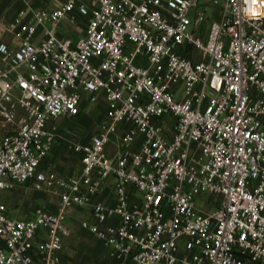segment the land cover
Returning a JSON list of instances; mask_svg holds the SVG:
<instances>
[{"label":"built area","instance_id":"2783aa9c","mask_svg":"<svg viewBox=\"0 0 264 264\" xmlns=\"http://www.w3.org/2000/svg\"><path fill=\"white\" fill-rule=\"evenodd\" d=\"M0 24L19 39L0 40V191L59 198L23 218L0 199V264H57L73 206L108 264H264V0H63ZM100 99L67 141L79 172L58 176L56 120Z\"/></svg>","mask_w":264,"mask_h":264},{"label":"crops","instance_id":"0c3cea01","mask_svg":"<svg viewBox=\"0 0 264 264\" xmlns=\"http://www.w3.org/2000/svg\"><path fill=\"white\" fill-rule=\"evenodd\" d=\"M62 2L63 0H0V21H4V23L10 22L18 10L24 7L25 4H29L34 8H54ZM80 19L83 18H79L76 23H70L66 20L61 21L56 28L58 34L75 41L84 33V26L82 33H76L78 29L76 24ZM0 40L10 48H16L19 44L18 37L12 32H5L2 24H0ZM57 127L59 131L60 126L57 125ZM59 143L60 137L55 140L50 153L43 162L44 165L54 170L58 176L77 174L80 169V160L79 156L71 150V153H73L77 160V168L73 173L71 170L64 173L58 172L57 167L59 164L56 162V157L60 149ZM114 197L113 187L105 186L94 197V200L106 199L114 202ZM0 199L6 204L8 215L15 218L31 216L38 206L55 210L59 200L56 191L35 189L32 180L16 184L11 189L1 190ZM93 221L94 218L88 206H73L67 211L65 219L66 234L63 235L62 247L59 251V261L57 264H97L96 261L101 255V258L105 259L107 264L109 263V259L106 256L105 249L100 240L83 227V223H91ZM43 233V230H39L37 237H42ZM32 256L34 264H43L36 250H32Z\"/></svg>","mask_w":264,"mask_h":264},{"label":"rangeland","instance_id":"374dc122","mask_svg":"<svg viewBox=\"0 0 264 264\" xmlns=\"http://www.w3.org/2000/svg\"><path fill=\"white\" fill-rule=\"evenodd\" d=\"M84 21V19H80L76 24L78 27L76 33L80 34L83 32ZM102 110L103 102L100 99L97 103L85 104L84 112L80 116L76 118L64 117L56 122V125L60 126L58 132L61 135L59 143L60 149L56 157V162L59 164L57 167L58 172L64 173L71 170L73 173L75 171L77 168V160L73 153L68 149L67 141L70 138L84 137L95 131ZM101 257L102 255L96 261L97 264H107L105 259Z\"/></svg>","mask_w":264,"mask_h":264}]
</instances>
